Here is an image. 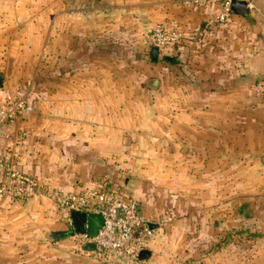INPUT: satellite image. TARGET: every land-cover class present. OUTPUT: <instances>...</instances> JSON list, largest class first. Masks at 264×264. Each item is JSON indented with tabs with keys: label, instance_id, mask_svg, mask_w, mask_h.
Segmentation results:
<instances>
[{
	"label": "rangeland",
	"instance_id": "1",
	"mask_svg": "<svg viewBox=\"0 0 264 264\" xmlns=\"http://www.w3.org/2000/svg\"><path fill=\"white\" fill-rule=\"evenodd\" d=\"M67 2L0 0V98L14 93L28 97L31 93L42 102L46 88L47 103L39 104V109L50 111L51 117L28 120L46 139L54 136L55 38L56 32L69 25L70 20L60 16L61 9L70 7ZM105 25L110 30L104 57L110 66L107 73L112 80V112L120 115V97L136 95L138 112L133 108L121 113V119H112L122 126H112L105 170L97 163L99 169L96 167L91 176L94 184L90 187L128 186L147 211L156 212L161 222L155 233L156 264H264V118L253 107L258 105L256 99L248 104L229 98L192 104L171 84L173 77L178 82L185 77L188 56L172 52L167 54L174 56L171 60L162 54L151 60L147 31L138 32V15H116ZM92 44L103 48L99 41ZM192 64V73L197 72L198 60H192ZM150 76L160 77L163 88L157 91L147 87L145 81ZM129 78L140 81L138 90L130 87ZM119 80L124 84L128 81L118 86ZM263 81H256L255 93L260 96L264 95ZM173 104L179 107L177 113ZM235 109H255V117L235 118ZM241 125L255 133L240 139L236 127ZM215 127L223 132L215 134ZM41 155L49 165L56 154L43 151ZM214 208L222 214V230L217 231L216 242ZM252 211L254 215L248 219ZM6 218L0 219V236L9 234V240L16 244L12 252L31 251L33 257L29 255L25 263L34 264L39 252L45 253V242L53 239L50 229L42 228L43 217L24 215L17 208ZM5 236L0 237L4 247L8 246ZM5 250L0 251V258Z\"/></svg>",
	"mask_w": 264,
	"mask_h": 264
},
{
	"label": "crops",
	"instance_id": "2",
	"mask_svg": "<svg viewBox=\"0 0 264 264\" xmlns=\"http://www.w3.org/2000/svg\"><path fill=\"white\" fill-rule=\"evenodd\" d=\"M67 1V5L69 4L70 7L65 10L61 9L60 16L62 18L64 15L69 19V25L65 30L61 28L60 32H56L55 38V48L58 51L55 53L58 60L54 66L53 99L56 108L54 111V136L44 138L43 133L38 132L28 121L33 117H38L41 120L51 117L50 111L39 109V104L47 103L48 90L46 88L43 89L41 95L42 102L36 101L31 93L28 97L25 96L31 106L32 104L35 106H32L29 113L16 118L5 128L8 137H15L19 132L25 133L20 165L26 171L37 174L66 189H79L82 186L94 184L91 176L94 175V171H97V163L103 171L105 170L104 164L111 150L110 132L112 126L117 125L119 129L122 126L120 123H112V119L122 118L121 113L131 112L133 108L138 112L137 95L130 98L122 96L118 99L123 104L122 107H119V116L114 114L111 109L112 80L107 73L108 67L110 68L108 58L104 57L108 52L104 43L105 39L109 42L108 32L110 30L105 23H108V18L111 19L120 14L138 15V32L147 31L145 37L150 40V57L153 46L151 31L156 24L162 23L170 28H178L185 32L188 41L185 40L179 50L175 48L169 54L174 52L173 55L181 56L184 53L186 57L188 56V61L185 63L186 74L179 82L176 77H173L171 84L180 89L183 96L192 104L206 105L213 102H224L228 101L227 98L232 102L242 101L248 104L255 98L258 105L253 107L261 111L264 118V95L260 96L255 93L256 81L264 80V0H257L259 10L246 14L233 13L223 22L215 20L220 9L217 2L195 0ZM191 40H196V42ZM94 41L102 43L103 48L95 47L92 44ZM197 41H199V45H196ZM173 55H170L169 58L166 55L165 58L171 60ZM195 59L198 60V69L197 72L192 73L194 67L192 60ZM151 60H153L152 57ZM148 78L145 83L147 87H150L147 85ZM158 78V85L150 87L157 91L163 88L161 78ZM127 81L124 84L119 80L118 86L121 84L125 86ZM128 82L130 87H135L137 90L141 86L138 79L131 80L129 78ZM113 92L116 93V91ZM156 93L159 95L158 92ZM5 98L1 97L0 102ZM173 108L175 109L174 113H177L179 107L173 104ZM182 111L185 113V110ZM235 111L237 113L235 118L255 117V109L243 112L235 109ZM226 117L233 116L227 114ZM221 119L222 114L219 115V120ZM236 128L240 139L255 133L254 129H248L247 126L241 125ZM214 130L215 134L223 132L221 127H215ZM262 133L264 134V126ZM47 134L44 132V135ZM43 151H47L48 154L51 152L56 154L55 158L49 161V165L43 162L45 161L41 155ZM68 167H72V169H68ZM134 195L138 198V194ZM218 195L221 197V194ZM262 195L264 198V194ZM141 205L144 213L155 220L153 223H157L147 242L146 248L151 252L148 258L137 262L119 252H98L95 248H79L76 240L69 235L61 238L52 237V240L45 242V253L39 252L38 260H33V263L156 264L154 248H157L158 239L155 233L161 228V222H157L156 212L147 211L143 202ZM17 208L27 216H42L44 230L48 228L53 232L66 229L54 205L49 200L40 197H34L27 201L1 198L0 219L6 220V216ZM214 211V241L216 242L217 231L222 230V214L220 209L214 208ZM253 215L252 211L247 218L250 219ZM236 217L239 215L237 214ZM4 235L7 238L5 244L8 246L0 245V251L6 248V254L1 253L0 264L1 262L26 264L25 261L30 260L28 256L33 257L32 252H12V249L16 248V244L9 240L10 236L7 232L0 237H4Z\"/></svg>",
	"mask_w": 264,
	"mask_h": 264
},
{
	"label": "built area",
	"instance_id": "3",
	"mask_svg": "<svg viewBox=\"0 0 264 264\" xmlns=\"http://www.w3.org/2000/svg\"><path fill=\"white\" fill-rule=\"evenodd\" d=\"M195 1L219 3L220 9L215 16L217 22H223L233 14L232 0ZM244 1L248 12L259 10L257 0ZM151 32V43L159 50L166 46L179 50L187 40L183 30L170 28L162 23L156 24ZM31 110L32 106L23 94H10L0 102V199H47L56 208L66 228L72 230L73 211L101 213L104 221L94 236L86 232H72L71 236L79 248L87 242H94L98 252H119L140 261L139 252L147 247L154 230L151 223L155 220L144 213L140 200L125 186L66 189L21 167L20 156L25 133L19 132L15 137H8L5 128ZM157 222L159 223L158 220Z\"/></svg>",
	"mask_w": 264,
	"mask_h": 264
},
{
	"label": "water",
	"instance_id": "4",
	"mask_svg": "<svg viewBox=\"0 0 264 264\" xmlns=\"http://www.w3.org/2000/svg\"><path fill=\"white\" fill-rule=\"evenodd\" d=\"M231 11L236 14L248 13V8L244 0H232ZM159 55V49L157 46L151 47V57L156 60ZM169 58V56H167ZM2 82V74H0V84ZM159 83L158 77H150L147 79V85L150 87H156ZM74 229L57 230L52 232L53 238H61L69 236L73 231L75 232H86L90 236H94L97 233L98 228L103 224L104 218L101 213L97 212H84V211H73L72 212ZM151 226H157V223H151ZM85 249H94V242H87L82 245ZM150 250L143 248L138 255V258L145 259L150 256Z\"/></svg>",
	"mask_w": 264,
	"mask_h": 264
},
{
	"label": "trees",
	"instance_id": "5",
	"mask_svg": "<svg viewBox=\"0 0 264 264\" xmlns=\"http://www.w3.org/2000/svg\"><path fill=\"white\" fill-rule=\"evenodd\" d=\"M188 41V40H186ZM192 41V40H191ZM192 42H196V40L192 41ZM175 49V47H172V46H166L165 48H163L162 50L160 49L159 50V55L162 54V55H167L171 52V50ZM158 55V56H159ZM161 57V56H160ZM67 229V228H66Z\"/></svg>",
	"mask_w": 264,
	"mask_h": 264
}]
</instances>
